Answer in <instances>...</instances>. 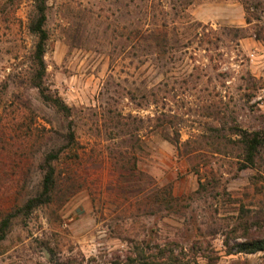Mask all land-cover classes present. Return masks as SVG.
I'll return each mask as SVG.
<instances>
[{
	"label": "rangeland",
	"instance_id": "1",
	"mask_svg": "<svg viewBox=\"0 0 264 264\" xmlns=\"http://www.w3.org/2000/svg\"><path fill=\"white\" fill-rule=\"evenodd\" d=\"M38 1L0 0V264L201 236L213 264H264L223 235L241 213L264 226V159L244 167L241 144L264 130V0H47L44 85L69 117L31 83ZM58 150L52 201L22 213Z\"/></svg>",
	"mask_w": 264,
	"mask_h": 264
},
{
	"label": "trees",
	"instance_id": "2",
	"mask_svg": "<svg viewBox=\"0 0 264 264\" xmlns=\"http://www.w3.org/2000/svg\"><path fill=\"white\" fill-rule=\"evenodd\" d=\"M47 0H39L37 5L36 17L30 23V31L36 35L38 41L33 54V63L35 66L34 75L31 78L33 87L39 90L43 101L53 107L65 116L71 115V109L57 95H52L44 85L46 75L45 55L47 52V42L49 34L45 29L47 22ZM249 21V20H248ZM250 23V21H249ZM257 39H261L259 34ZM241 144L243 145L244 167H256L259 162L264 159V130L260 132L248 133L242 132ZM69 142H74L73 130L70 129ZM60 150L53 151L47 155L43 163V184L42 190L21 209L22 213L32 212L37 207L48 204L52 201L53 195L57 188V176L54 163L60 159ZM171 198L172 192L169 188L165 189V198ZM175 200V199H174ZM165 203L171 206L165 200ZM243 211V210H242ZM242 218L238 226L230 232H224L225 245L229 246L231 240L242 239L241 242H235L234 248L229 249V254L236 249L238 254H256L264 252V226L258 216H250L246 213H241ZM9 219L4 222V226L8 227ZM214 235V234H213ZM212 236V234H211ZM6 230L2 229L0 240L5 239ZM205 236L197 239L190 248H186L180 242L166 240L161 244H152L146 240L136 242L125 256L124 262H114L112 264H202L201 258L207 260L206 264H213L215 256H210L213 253L212 246L203 240ZM52 264H64L58 257L52 254Z\"/></svg>",
	"mask_w": 264,
	"mask_h": 264
}]
</instances>
